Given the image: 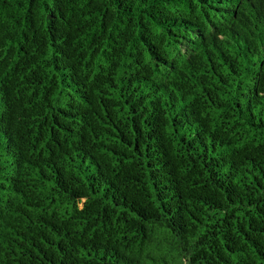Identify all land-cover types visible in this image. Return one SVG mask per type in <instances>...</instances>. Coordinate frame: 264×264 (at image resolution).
Returning a JSON list of instances; mask_svg holds the SVG:
<instances>
[{"label": "trees", "instance_id": "obj_1", "mask_svg": "<svg viewBox=\"0 0 264 264\" xmlns=\"http://www.w3.org/2000/svg\"><path fill=\"white\" fill-rule=\"evenodd\" d=\"M0 264H264V0H0Z\"/></svg>", "mask_w": 264, "mask_h": 264}]
</instances>
